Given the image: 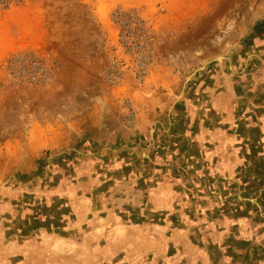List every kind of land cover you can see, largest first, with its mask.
<instances>
[{"label":"rangeland","instance_id":"obj_1","mask_svg":"<svg viewBox=\"0 0 264 264\" xmlns=\"http://www.w3.org/2000/svg\"><path fill=\"white\" fill-rule=\"evenodd\" d=\"M1 23L0 264H264V0H0Z\"/></svg>","mask_w":264,"mask_h":264},{"label":"crops","instance_id":"obj_2","mask_svg":"<svg viewBox=\"0 0 264 264\" xmlns=\"http://www.w3.org/2000/svg\"><path fill=\"white\" fill-rule=\"evenodd\" d=\"M16 15H17V13H16L15 9H12L8 12L7 15H5V18L3 17L2 21H5V19H7V18H8V20H10L11 16L12 17L14 16L13 18H15ZM6 30H7V28L4 25V23L3 24L1 23L0 24V56L10 46H12L14 44H20V42H21L20 37L15 38V39L8 38L6 36Z\"/></svg>","mask_w":264,"mask_h":264},{"label":"built area","instance_id":"obj_3","mask_svg":"<svg viewBox=\"0 0 264 264\" xmlns=\"http://www.w3.org/2000/svg\"><path fill=\"white\" fill-rule=\"evenodd\" d=\"M123 15L126 16L129 19L136 20L137 22H135V23H137V24H139L141 26H144L146 24V22L143 19H141L140 17L136 16V14H134V13L133 14H131V13H120V17H122ZM127 27H128V24H124L123 26L120 25V35L121 36L124 37L126 35V33L128 32V30L126 29Z\"/></svg>","mask_w":264,"mask_h":264}]
</instances>
